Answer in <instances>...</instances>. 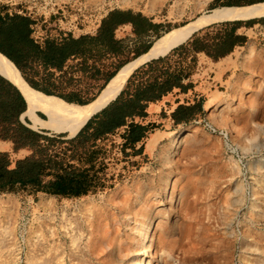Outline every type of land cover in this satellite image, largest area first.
Returning <instances> with one entry per match:
<instances>
[{
	"label": "rangeland",
	"instance_id": "1",
	"mask_svg": "<svg viewBox=\"0 0 264 264\" xmlns=\"http://www.w3.org/2000/svg\"><path fill=\"white\" fill-rule=\"evenodd\" d=\"M0 3L6 4L13 11L31 15L37 21L36 37L47 34L57 36L59 32L71 33L74 36L93 34L100 19L109 10L130 9L140 12L150 18L152 22L160 24L159 36L151 39L153 42L150 48L156 42L159 44L172 30L214 9L212 8L214 0H0ZM218 7L223 6L215 8ZM258 19L259 22L252 26H246L244 22L238 21L240 22L238 24L239 32L246 37V40L243 45L237 46L225 57L212 60L206 58L204 54L197 55V72L192 80L196 81L197 94L204 99V113L188 124L172 126V121L159 117V107L162 106L167 111L169 109L165 103L162 102L153 107L152 109L158 114L153 115L152 118L160 126L148 139L154 138L156 144L152 149H148L146 146L148 140H146L143 155L127 160L111 159L108 161L107 172L113 178L111 188L98 190L78 198H58L44 193L32 194L26 191L1 194L0 264H29L30 253H33L29 250V241L37 246H35L36 249H40V252L35 250L33 255L41 253L43 248H41L38 234L40 230L41 232L46 231L45 226L52 225L43 222L42 217L45 216L46 211L41 207V202L48 204V210L55 216L57 226L68 224L67 226L70 225V230L72 229L75 234L78 231L82 233V238L84 237L82 245L87 246L91 251L90 257L86 256L87 261H91V264H132L135 254L142 252L139 249L140 237L137 234L141 230L139 226H142V223L147 220L146 217L151 214L155 216V225L157 224V229L162 234V243L166 254H162L161 259L158 258V255L161 254L159 253L161 246L154 244L150 249V254H152L149 257L150 260L152 259L150 264H189L187 259L191 254L194 257L191 264H203L200 241H198L202 238L201 234L204 235L205 232L204 228H201L205 224V219L200 193L204 192V183L209 180V176L213 175L217 178L220 170L224 168L227 173L234 172L233 181L238 180L244 185L245 201H243L240 212L232 221L231 228L223 225L226 229H232V236L234 234L236 238L230 264H241L239 246L240 241L243 240L242 225L248 221V211L254 202L252 191L259 186V182L256 180L258 176L254 175V172L250 173V167L264 166V151L251 150L259 138L258 135L255 139L243 140L247 144L245 150L241 145L243 141L238 143L231 141V133L223 126L226 115L223 112L228 110V114H231V109L234 107L232 114L240 115L241 112L246 111L253 96L264 88V78L261 77H264L262 75L264 74L263 64H261V60L264 58V17ZM222 22H213L212 24ZM116 35L118 38H132L131 29L128 27L118 29ZM130 44L132 51L133 44L132 42ZM249 46H252L259 55L260 66L258 65V68L252 69L254 66L250 60H247ZM131 51L125 54L121 60L130 62L134 59ZM249 67L253 71L257 69L255 71L258 74H256L257 78H249L253 73L248 70ZM245 79L249 80V83ZM256 84H261L260 88ZM237 86L243 88V99L247 101L240 105V109L235 107L238 105L233 102L228 106L230 109L226 107L223 109L224 111H220L221 106L223 107L222 103L230 101ZM247 86L254 87L255 91L247 90L250 89ZM247 95L249 96L247 97ZM189 98L191 99V95ZM167 100L172 106L173 97L171 96ZM218 101L220 104L215 110L209 108ZM235 108L238 110L236 111ZM220 112L223 113V116ZM243 114L245 115V113ZM263 120L260 121L261 127L259 126L258 130L264 131ZM182 130L189 131L192 135L186 138L177 150H174L170 139L174 133H181ZM49 133L58 134L52 131ZM2 150H6L10 154L12 161L27 154L25 150L14 153L12 146L7 144L6 146L3 144V147L0 148V151ZM115 154V156H119L118 152ZM205 168L209 170L207 171ZM213 176L210 178L212 183H209L212 187V189L210 187L211 190H214L219 183V177L216 180L213 179ZM164 178H169L171 181L176 179L174 192L184 194L180 206L170 208L168 202L164 200V196L161 194L162 187H160V185L164 186ZM227 179L229 178L227 177ZM186 192L189 193L186 194ZM212 202L215 203V200ZM212 224L214 222L211 220L209 225ZM212 230L213 227L210 231L212 232ZM219 230L224 232V228ZM190 251L192 253H189ZM249 256L250 259L253 258L251 255ZM38 257L40 258L41 255ZM38 257L35 256L33 264L39 263ZM131 261L132 263H130Z\"/></svg>",
	"mask_w": 264,
	"mask_h": 264
},
{
	"label": "trees",
	"instance_id": "2",
	"mask_svg": "<svg viewBox=\"0 0 264 264\" xmlns=\"http://www.w3.org/2000/svg\"><path fill=\"white\" fill-rule=\"evenodd\" d=\"M263 1L214 0L212 8ZM10 10L0 3V54L31 88L78 105L93 101L127 63L121 58L131 51L130 42L135 59L148 52L151 39L159 36L160 24L142 13L112 9L100 19L93 34L59 32L57 36L36 37L37 21L31 15ZM239 23L209 25L165 56L138 66L115 99L71 138L65 132L53 134L30 128L23 96L0 74V141L10 142L14 153L27 152L12 161L7 151H0V195L26 191L78 198L111 188L108 161L143 155L146 140L159 129V124L148 120L150 103L160 102L169 94L176 97L169 115L164 109L159 113L162 119L170 118L172 126L188 124L204 113V99L194 92L196 83L192 80L197 55L218 60L243 45L246 37L236 33ZM253 23L249 20L245 25ZM124 25L131 26V39L116 37V30Z\"/></svg>",
	"mask_w": 264,
	"mask_h": 264
},
{
	"label": "bare ground",
	"instance_id": "3",
	"mask_svg": "<svg viewBox=\"0 0 264 264\" xmlns=\"http://www.w3.org/2000/svg\"><path fill=\"white\" fill-rule=\"evenodd\" d=\"M261 17H264V1L257 2L254 4H249L246 6H223V7L214 8L210 10L208 13L200 15L197 18L191 20L190 22H187L184 25L179 26L176 29L172 30L170 33H168L165 36V38L157 46L151 48L148 52L138 56L137 58L131 60L130 62L125 63L116 72V74L107 82V84L104 86L100 94L93 101L85 105L68 103L60 98L51 95H46L38 90L31 88L24 81V79L22 78L20 72L16 69V67L1 54H0V74L6 77L8 80H10L17 87L20 93L23 95L24 99L26 100L28 104L27 110L29 107L26 116L28 118L29 121L28 126L30 128L36 131L44 130V131H52L57 133L65 132L67 136L71 138L78 132V130L84 125V123L92 115L100 111L108 103H110L112 100L115 99V97L119 94V92L123 88L130 74L134 71V69H136V67L140 65V63L146 62L153 58L165 56L173 48H176L177 46L185 43L196 31L200 30L201 28L209 24H212L213 22H219V21L246 22L248 20L258 19ZM247 52H248L247 60H250V62L254 66L252 67V69L256 67L258 68L259 65L258 59L260 58H258L259 55H257L255 49L252 46H249ZM261 61H262L261 64H263L262 69H264V58ZM253 62H255L256 64L255 63L253 64ZM248 64L250 63L248 62ZM248 70H251L250 67ZM251 71L253 73L249 78L256 77L258 75L257 72L253 70ZM261 77L264 78L263 76ZM240 80L243 81L242 79ZM246 80L247 79H245V81ZM247 82L249 83V80H247ZM241 83L240 85H242ZM261 84L259 85L256 84V85H258V87L260 88ZM242 89L243 88H239L237 86L230 97V101L229 102L226 101L222 103L223 107L221 106L220 111L226 107L228 108L229 104H232L233 102L237 103L238 106L235 107L238 108L240 107V105L246 102L247 100L243 99L244 91ZM247 90L253 91L254 87L253 88L251 87L250 89ZM248 96L249 95H247V97ZM250 97L252 98V95ZM219 104L220 102L218 101L215 104L211 105L209 108H213V110H215V108H217ZM233 108L234 107H232L231 109L230 112L231 114L233 112ZM235 110L237 111L238 109L235 108ZM37 112H40L44 117H40L37 114ZM238 112L240 113V111ZM220 113L221 115L223 113L224 115L226 114L224 116L223 126L231 133L232 136L231 141L233 140L234 142L238 143V142H242L243 140L245 141L247 139L252 140L255 139L256 135H258L259 138L257 141H255V144L251 150H255V152L264 151V131L257 129L259 126L261 127L260 121L264 119V88L260 89L259 92L253 96V99H251L247 105L246 111L241 112L240 115L228 114V110L227 112L224 111L223 113L222 112ZM243 113H245V115ZM191 135L192 134L189 131H183L181 133H176V134L174 133L170 139L172 148L174 150H177L180 147L181 143L184 142V140ZM147 140H148V143L146 145L147 148L152 149V147L156 144V140L154 138ZM244 141L241 143V145H243L242 148L245 150L247 144H245ZM3 144H5V146L6 144L10 145V142L0 141V148L3 147ZM247 150L250 149L247 148ZM224 169L221 170L219 169L220 170V174L218 175L219 178L217 177L219 180L212 175L214 177L213 179H216L219 182L218 185L216 184L217 186L215 187V189L211 190L212 187L210 186V184L212 183V181H210L211 180L210 178L212 176H209L210 177L209 180L204 183V187H205L204 192L200 193L202 195V200H203V201L201 200V202L204 209L203 216L205 219V224L202 225L205 226L204 227L201 226V228H204L203 230H205V232L204 235L203 233L202 234L200 233L202 235V238L199 239L198 241H200L199 245L202 251L203 264H230L232 259L231 257H233L232 256L233 249H235L233 248L236 243L235 235L233 234L232 236V229L230 230L228 228L226 229L225 226L223 225H226V227L231 228L232 221L235 219V217H237L238 212H240L243 205V201H245L244 187H243L244 185H242V183H239L238 180L237 181L232 180L234 176V172L227 173ZM250 171L251 174H253L254 172V175L258 176V179L256 178L255 179L257 180V182H259V186L256 190L254 189L252 191L251 195L254 198V202L251 205L252 208H250V210L248 211V217H247L248 221L247 222L245 221V223L242 225L241 235L243 237V240L240 241V246H239V251L241 253L240 261L242 262L241 264H260V263L264 264V166L257 165L255 168L250 167ZM214 174L216 175V173ZM227 177L229 179H227ZM169 178H164L163 180L164 186L160 185V187H162L161 194H163L164 200L168 202L169 207L175 208L180 206V202L182 201L181 199L184 194L182 192H176V193L174 192L175 191L174 186L177 183V181L176 179L171 181ZM201 182L203 181L201 180ZM188 193L186 192V194ZM154 196H156L155 193ZM154 199L156 200V198ZM212 200H215V203L212 202ZM40 204L41 207H43L44 210L46 211L45 216L42 217L43 222L45 224L46 222H48L49 224L51 223L52 225L47 227L44 225L46 231L41 232L40 230V233L38 234L40 237L39 240L41 241V245H42L41 248H43L41 253L36 254L37 257L41 255L40 258L38 257L40 260V261L38 260L39 261L38 264H91L90 263L91 261L89 262L86 259V256L90 257L91 251L88 250L87 246L82 245V239L84 238V237L82 238V233H79L78 231L75 234L72 231V229L70 230L69 227L70 225L67 226L68 224L57 226L55 224V216L53 215V213L51 214V212H49L48 210V204L42 202ZM159 204L161 205V203ZM146 218H147V220L145 219L146 222L144 221V223H142V226L141 225L139 226L141 227V230L139 231V233L137 232V234L140 237L139 240L140 243L138 242L139 249L142 252L140 251L141 253L135 254L133 263L132 261L130 262L132 264H150L152 260L149 259L150 255H152L150 254V249L151 246L153 247L154 244L161 246V249L159 251V253L161 254L158 255V258L161 259L162 254L164 255L166 254V249L163 247L164 244L162 243V234L159 233V229H157V224L155 225L156 222L155 216L151 214ZM211 220L214 222V224L209 225ZM212 227L213 230L211 232L210 230L212 229ZM253 227L255 229L257 228V230H255ZM221 228H224V232H220L219 229ZM210 232L211 234H209ZM28 245H29V250L33 251V253H35V250H39L40 252V249H36L37 246L31 241H29ZM33 253H30V258L28 257L29 264H33L34 258L36 256L33 255ZM189 253L192 252L190 251ZM249 255H251L253 258L250 259ZM258 255L260 256L258 257ZM189 256L190 257L187 259V261L189 264H191L194 261V257H192L193 256L192 254Z\"/></svg>",
	"mask_w": 264,
	"mask_h": 264
},
{
	"label": "crops",
	"instance_id": "4",
	"mask_svg": "<svg viewBox=\"0 0 264 264\" xmlns=\"http://www.w3.org/2000/svg\"><path fill=\"white\" fill-rule=\"evenodd\" d=\"M11 11V10H10ZM18 13H20V12H18ZM258 20L259 19H252V21H254L255 23H253L252 25H255V24H257L258 23ZM249 21V20H248ZM244 22V21H243ZM244 24H245V22H244ZM122 27H128L129 29H131V26L130 25H124V26H122ZM122 27H120V28H122ZM120 28H118V29H120ZM117 29V30H118ZM117 30H116V32H117ZM239 30H240V27L238 26L237 27V29H236V33L237 34H239V35H243V34H241L240 32H239ZM116 37H118L117 35H116ZM237 47V46H236ZM235 47V48H236ZM200 54H202V53H200ZM205 56V55H204ZM206 58H208L207 56H205ZM208 59H210V58H208ZM196 72H197V68H196V70H195V72H194V74L192 75V79H194V77H195V75H196ZM194 83H196V81H194ZM197 86H195L194 87V92L197 94ZM189 94H191V92H189ZM173 97V105L168 109V111L167 110H165V108L164 107H159V109H158V113H160L161 112V110L162 109H164V111L166 112V114L167 115H169V113L172 111V109L175 107V104H174V100H175V98L176 97H174L172 94H169L168 96H166V97H164L163 98V100L162 101H160V102H157V103H150L149 104V106H148V109H147V111H148V113H149V117H148V120H151V121H153V122H155L154 121V119L152 118L153 117V115H157L156 114V111L155 110H153L152 108L153 107H155V106H157V105H159V104H161L162 102H164L165 103V105H166V103H169L170 104V102H169V100H167V99H169V97ZM198 96H200L199 94H198ZM180 97V96H179ZM58 98V97H57ZM64 101V100H63ZM180 103H182V98H181V101H180ZM167 106V105H166ZM28 110H29V107H28ZM38 113H40V112H37V114ZM41 114V113H40ZM42 115V114H41ZM43 116V115H42ZM27 117V116H26ZM44 117V116H43ZM166 119H169L170 120V118H166ZM171 121V120H170ZM10 145H11V143H10ZM3 151V150H2Z\"/></svg>",
	"mask_w": 264,
	"mask_h": 264
},
{
	"label": "water",
	"instance_id": "5",
	"mask_svg": "<svg viewBox=\"0 0 264 264\" xmlns=\"http://www.w3.org/2000/svg\"><path fill=\"white\" fill-rule=\"evenodd\" d=\"M14 85V84H13ZM16 87V86H15ZM22 95V94H21ZM23 96V95H22ZM24 98V97H23ZM25 100V99H24ZM25 103H26V108H27V106H28V104H27V102H26V100H25ZM22 118V117H21ZM23 119V118H22ZM63 133V132H62Z\"/></svg>",
	"mask_w": 264,
	"mask_h": 264
}]
</instances>
